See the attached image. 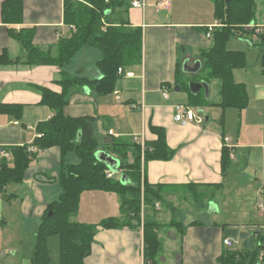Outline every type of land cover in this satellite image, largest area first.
Listing matches in <instances>:
<instances>
[{
	"label": "crops",
	"instance_id": "0c3cea01",
	"mask_svg": "<svg viewBox=\"0 0 264 264\" xmlns=\"http://www.w3.org/2000/svg\"><path fill=\"white\" fill-rule=\"evenodd\" d=\"M6 1L9 0H0V56L6 54L15 63L0 64V104L22 106V116L17 118L8 113L0 114V151L33 146L40 135L38 126L54 115L50 108L41 104L39 89L62 92L58 84L62 70L53 65L26 64L27 51L12 31L17 33L22 29H34V46L55 56L58 43L71 37L74 32L71 26H75L65 22V0H24L23 23L6 24L2 14V6ZM133 1L136 0H131L127 11L119 10L118 16L127 19L133 28L142 29V64L126 69L112 94L98 95L89 86L73 88L65 114L73 118H95L96 137L103 145L99 151L104 152L110 138H134L138 143H147L158 139L152 131L153 127L164 129L167 144L176 154L170 161L145 162L144 183L146 180L150 185L164 186L166 196L163 202L169 204L173 213L177 207H189L193 197L198 204L202 203L201 198L213 201L215 204L211 205V213L219 212L216 198L221 197L222 191L225 193L224 198L227 197L225 191L229 189L226 177L232 167L239 179L242 177L244 186L240 188L235 181L230 189L234 188L233 192L245 190L252 200L255 197L254 210L246 211L247 219L244 222H214L209 225L196 221L180 222L183 224L182 232L168 228L159 234L161 252L158 264H221L219 259L230 250L224 245V229L238 231L237 238L228 239L239 241L240 245L235 248L239 250L243 248L244 239H251L258 230L264 229V0H256L255 24L244 32L254 35L257 30L261 32L258 35L263 48L262 54L258 56L260 65L257 62L253 69L246 66L242 78L238 71L234 72L236 82L244 84L247 89V108L240 112L234 108L222 110L214 106V110L221 111L218 124L210 122L211 118L207 116L204 125L186 126L174 119L175 107L189 106L190 100L189 92L177 84L178 64L181 63L182 69L185 62L191 69L198 61L203 65L202 53L213 46V38L207 37L208 27L217 22L221 24L215 17L214 2L141 0L145 7L139 9L132 7ZM160 1L170 2L171 10L159 11L157 4ZM102 57L99 49L83 48L64 71L91 81L102 79L103 74L97 67ZM199 73L183 72L187 78H194L192 82L199 77ZM129 74L131 76H126ZM171 83H175L176 89H179L174 94L170 92ZM213 86L218 89V100L213 104H219V81L210 83L209 99ZM165 91L168 97H165ZM227 110L236 112L227 113ZM226 114L230 116V127L225 124ZM225 139L230 140L227 147L231 150V165L223 172ZM1 159L4 158L0 156ZM12 159L8 161L12 162ZM61 168L62 154L59 148L40 150L25 172L24 180L9 184L5 192L1 193L0 264H32L42 219L48 205L58 200L61 194L56 179ZM119 176L115 178L121 180L126 175ZM184 191L194 192V196L182 194ZM161 204L157 211L159 213ZM159 213L149 211L150 221L163 226L176 221L172 219L160 223L157 221ZM111 218H122L121 200L116 194L89 191L82 195L75 219L77 222L99 225ZM144 218L143 214L142 222ZM14 222L18 223L16 231L11 229ZM54 238L57 237L49 238L48 246ZM164 241L170 243L167 251L163 248ZM85 264H146L143 258L142 227H98L91 254L85 259Z\"/></svg>",
	"mask_w": 264,
	"mask_h": 264
},
{
	"label": "trees",
	"instance_id": "16d2710c",
	"mask_svg": "<svg viewBox=\"0 0 264 264\" xmlns=\"http://www.w3.org/2000/svg\"><path fill=\"white\" fill-rule=\"evenodd\" d=\"M131 0H65V22L76 27L69 38L62 39L57 46L55 56L42 52L34 46V29H22L13 36L21 42L27 51L28 65H53L62 70L61 93L41 88V104L50 108L53 117L38 126L41 137L34 146L39 150L59 148L62 154V168L56 178L61 194L58 200L48 205L37 233L35 255L32 264H50L49 238L57 236L60 244V264H85L90 256L98 227L105 229L141 228L144 206L143 258L146 264H158L161 252L160 233L168 228L182 232L183 224L172 221L167 226L150 221L148 212L157 213L156 204L164 201V186L150 185L145 180L142 189V148L134 138H110L105 152L120 161V169L125 170L127 183L120 179H108V167L97 160L99 141L96 137L95 122L92 117L73 118L65 114L69 95L73 88L89 86L98 95L115 92L123 79L119 70L137 67L143 61L144 37L141 28H133L129 21L118 16L119 10H128ZM215 17L222 26L213 32V46L201 55L203 62L199 77L194 82L207 83L219 81L221 101L213 104L206 97L204 88L194 95L189 85L182 83L190 94L189 106L202 111L204 107H218L222 110L234 108L244 111L249 103L244 84L234 79V70L246 67V54L227 49L229 40L246 32L256 21V0H213ZM6 24L23 23L24 0H9L2 6ZM96 48L102 52V59L97 63L102 79L88 80L69 75L64 71L75 55L83 48ZM15 61L5 54L0 56V64H12ZM181 63L178 64L177 84L183 78ZM22 116V106L0 104V114ZM158 136L153 142L145 143L144 159L150 161H170L175 156L166 140L164 129L153 127ZM12 162L4 158L0 161V194L11 183H21L25 172L38 153H28L27 146L7 150ZM74 154L77 163H72ZM231 165V150L225 145L222 151V167L226 172ZM134 181L135 184H132ZM98 191L116 194L121 200L122 218H111L99 225L77 222L81 197L85 192ZM199 224V223H197ZM224 238H237L238 231L224 229ZM242 249L226 251L219 262L221 264H255L259 253L264 250V229L256 232L251 239H244ZM261 262H264L261 261Z\"/></svg>",
	"mask_w": 264,
	"mask_h": 264
},
{
	"label": "rangeland",
	"instance_id": "374dc122",
	"mask_svg": "<svg viewBox=\"0 0 264 264\" xmlns=\"http://www.w3.org/2000/svg\"><path fill=\"white\" fill-rule=\"evenodd\" d=\"M163 15V14H162ZM227 49L232 50V51H242L245 52L246 54V66L248 68L253 69L254 66H256L258 62V56L262 54V47H261V38L258 35L254 34H242V35H236L233 36L228 44H227ZM79 63V62H75ZM258 64L260 65V59ZM76 67V66H75ZM247 69V68H246ZM245 67L244 68H237L234 70V72L238 71V73L241 75L240 78L246 73ZM257 70V69H256ZM252 71H249V73ZM183 78L181 82L179 83V87L183 86L182 83H185V85H190L192 82L191 79H194L193 77L187 78L184 74L182 75ZM241 80V79H240ZM171 88L170 92L171 93H176L177 89L175 87V83H171ZM184 91H187L186 89H183ZM211 97H210V102L215 103L218 99V89L216 86H213V89H211ZM203 113L206 116H209L211 118L210 122H214L218 124V117L220 114V110H214L213 107H204L202 109ZM232 111L236 112L235 110H227V113H231ZM227 117L225 116V121L226 125L230 127V116L226 114ZM234 122V120H233ZM236 125L237 123L234 122ZM103 148V145L99 143V148ZM70 160L72 163H77L78 160L75 157L74 154L70 155ZM232 168V167H231ZM227 173L226 177V186L229 189V191H225L227 194V197L224 198V192L222 191L221 197L216 198L217 202H219V212L217 213H211V205L215 204L212 202H209L208 200H204L201 198L202 203L198 204L197 200L195 197L191 199L192 204L188 207L183 206V207H177L176 210L173 211L171 210V207L169 206L168 203L162 202L161 206V212L158 215L157 221L160 223H166L169 222L170 220L174 219L178 222L186 223V222H200L202 224H212L214 222L226 224V223H231V222H244L245 219H247V213L249 209L251 211L254 210V205H255V197L252 200L251 196H247L246 191H235L233 192L234 188L230 189L231 184L236 181L235 184L239 185L240 188H242L244 185L242 177L239 179L236 172H233V169H231ZM236 170V169H235ZM126 172L122 170V174H125ZM119 178L120 176L117 175ZM237 177V178H236ZM132 184H135L134 181H131ZM243 183V184H242ZM59 189L60 185H59ZM197 193L201 194L200 191ZM182 194L188 195L189 197L194 196V192H183ZM249 198V199H248ZM174 214V215H173ZM246 222V221H245ZM20 224V222H19ZM11 229L13 231L18 229V223L14 222L11 224ZM168 230V227L166 228ZM164 229V230H166ZM170 229V228H169ZM57 237V236H56ZM56 239V240H54ZM51 242V245L49 246L50 250V257H51V262L50 264H60V244H59V238H54ZM170 243L163 242V248L166 250L167 247H169ZM170 251V250H169Z\"/></svg>",
	"mask_w": 264,
	"mask_h": 264
},
{
	"label": "built area",
	"instance_id": "2783aa9c",
	"mask_svg": "<svg viewBox=\"0 0 264 264\" xmlns=\"http://www.w3.org/2000/svg\"><path fill=\"white\" fill-rule=\"evenodd\" d=\"M132 7L133 8H144L145 7V3L141 0H136V1H133L132 3ZM171 7H172V4L170 2H164V1H160L158 4H157V9L159 11L161 10H165V11H170L171 10ZM222 25L217 22L215 23L214 25H211L208 27V32H207V37L209 39H211L213 37V32L216 28H219L221 27ZM71 30L72 31H76V27L75 26H71ZM261 32L260 30H257L256 31V35H259ZM119 74L120 75H124V71L122 69L119 70ZM126 76H131L130 74L129 75H126ZM117 96L118 93H116ZM165 97H168V93L167 91H165ZM118 100L120 101V97H118ZM175 121L183 126H186V125H190V124H195V125H204L206 124L207 122V116L203 113V111H200L198 109H194L190 106H185V105H178L175 107ZM16 125H19V123H16ZM39 137H41V135H39ZM230 142L229 139H225V144L226 146L228 145V143ZM141 148H142V168H141V175H142V189H144V173H145V159H144V150H145V143L143 141H140L139 142ZM27 152L28 153H39L40 150L38 148H36L34 145L33 146H30V147H27ZM0 156L2 158H6V159H10L11 158V154L8 153L6 150H1L0 151ZM122 174V170L119 169L116 173L115 172H112L111 170H107L106 171V175H107V178L108 179H114L117 175H120ZM0 197H1V194H0ZM160 208V204H156V209H159ZM143 212H144V206H143ZM143 214L142 213V217H143ZM144 228V222H142V230ZM224 245L227 247V248H230V249H235L237 248L240 243L239 241H236V240H233V239H225L224 240ZM259 260L260 261H263L264 260V250H261L260 253H259Z\"/></svg>",
	"mask_w": 264,
	"mask_h": 264
},
{
	"label": "water",
	"instance_id": "95a60500",
	"mask_svg": "<svg viewBox=\"0 0 264 264\" xmlns=\"http://www.w3.org/2000/svg\"><path fill=\"white\" fill-rule=\"evenodd\" d=\"M201 69H202V63L200 61L196 62L195 67L192 69L189 68L188 62H185L183 66V72L188 74H197L201 71ZM189 87L194 95H197L204 88L206 92V97L209 98L210 87L207 83L191 82ZM177 91H179V89H177ZM96 158L101 163H104L108 167V169L111 170L112 172L116 173L119 170L120 161L114 158L112 155L108 154L107 152L104 151L97 152ZM121 181L123 184H126L127 183L126 176H122ZM211 211L212 209L210 210V212Z\"/></svg>",
	"mask_w": 264,
	"mask_h": 264
}]
</instances>
